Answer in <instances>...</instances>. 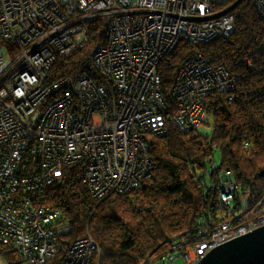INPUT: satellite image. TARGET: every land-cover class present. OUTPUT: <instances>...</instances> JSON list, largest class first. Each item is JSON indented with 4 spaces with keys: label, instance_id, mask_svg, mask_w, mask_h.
Here are the masks:
<instances>
[{
    "label": "built area",
    "instance_id": "1",
    "mask_svg": "<svg viewBox=\"0 0 264 264\" xmlns=\"http://www.w3.org/2000/svg\"><path fill=\"white\" fill-rule=\"evenodd\" d=\"M220 1L0 0V35L15 54L7 62L0 47V241L13 244L23 264H44L62 248V210L41 199L69 167H82L96 200L126 193L151 177L154 137L170 124L198 131L212 114L210 96L235 88L229 68L202 52L179 65L168 91L160 72L182 39L197 45L232 35L233 9L217 7ZM253 2L264 18V0ZM98 19L107 24V43L91 51L93 68L61 90L67 79L49 81L53 65L89 45ZM217 173L219 199L232 203L238 175L231 166ZM262 205L264 195L246 210L247 221L244 213L224 220L184 248L185 263L263 226ZM95 251L87 228L64 264H92Z\"/></svg>",
    "mask_w": 264,
    "mask_h": 264
},
{
    "label": "trees",
    "instance_id": "2",
    "mask_svg": "<svg viewBox=\"0 0 264 264\" xmlns=\"http://www.w3.org/2000/svg\"><path fill=\"white\" fill-rule=\"evenodd\" d=\"M239 0H221L217 7H230ZM235 31L209 43L191 45L182 39L160 63L168 91L179 65L198 52L211 63L226 65L236 78L228 92H216L210 137L198 131L185 133L174 125L151 142L152 175L126 193H112L96 200L83 181L82 167H69L60 182L49 186L41 199L61 208L67 231L62 248L44 264H64L70 245L86 234L87 228L99 245L92 264H174L184 248L198 242L222 221H247L246 210L264 195V18L253 0L233 8ZM107 43V24L93 22L91 41L85 48L59 58L49 81L67 79L61 88H71L86 70L93 68L91 51ZM10 45L0 35V47ZM248 57L252 67L244 59ZM216 144L213 146V144ZM219 153L217 164L214 155ZM231 166L240 180L236 199H219L218 170ZM264 205L258 213L264 211ZM245 210V211H244ZM13 244L0 241V254L13 261ZM23 264V262H22Z\"/></svg>",
    "mask_w": 264,
    "mask_h": 264
},
{
    "label": "water",
    "instance_id": "3",
    "mask_svg": "<svg viewBox=\"0 0 264 264\" xmlns=\"http://www.w3.org/2000/svg\"><path fill=\"white\" fill-rule=\"evenodd\" d=\"M196 264H264V225L216 246Z\"/></svg>",
    "mask_w": 264,
    "mask_h": 264
},
{
    "label": "rangeland",
    "instance_id": "4",
    "mask_svg": "<svg viewBox=\"0 0 264 264\" xmlns=\"http://www.w3.org/2000/svg\"><path fill=\"white\" fill-rule=\"evenodd\" d=\"M3 48V54L4 56L8 59L7 62H10V59L14 57V53L9 50V46L7 47L6 45L2 46ZM213 116L210 115L206 119V121L198 128V133L210 137L213 132ZM214 159L216 163H219V153L215 152ZM16 249V248H15ZM13 261L17 262L18 264H22V259L21 255L19 252L16 250V252L13 253ZM0 260L2 261V264H8L7 260L0 254ZM174 264H186L184 258L181 255H178L177 258L174 261Z\"/></svg>",
    "mask_w": 264,
    "mask_h": 264
},
{
    "label": "crops",
    "instance_id": "5",
    "mask_svg": "<svg viewBox=\"0 0 264 264\" xmlns=\"http://www.w3.org/2000/svg\"><path fill=\"white\" fill-rule=\"evenodd\" d=\"M0 264H2V261L0 260Z\"/></svg>",
    "mask_w": 264,
    "mask_h": 264
}]
</instances>
